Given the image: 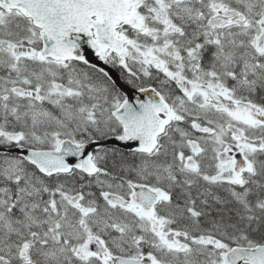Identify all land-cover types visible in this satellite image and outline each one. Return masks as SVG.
I'll return each mask as SVG.
<instances>
[{
  "label": "snow or ice",
  "instance_id": "6c2138e0",
  "mask_svg": "<svg viewBox=\"0 0 264 264\" xmlns=\"http://www.w3.org/2000/svg\"><path fill=\"white\" fill-rule=\"evenodd\" d=\"M0 264H264V0H0Z\"/></svg>",
  "mask_w": 264,
  "mask_h": 264
}]
</instances>
